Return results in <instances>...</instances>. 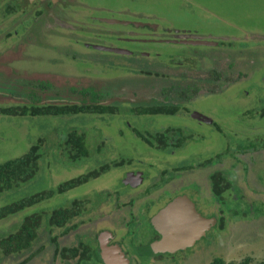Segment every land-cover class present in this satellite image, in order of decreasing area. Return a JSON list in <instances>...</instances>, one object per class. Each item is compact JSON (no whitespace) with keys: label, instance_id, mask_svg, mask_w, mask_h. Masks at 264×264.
Returning a JSON list of instances; mask_svg holds the SVG:
<instances>
[{"label":"rangeland","instance_id":"1","mask_svg":"<svg viewBox=\"0 0 264 264\" xmlns=\"http://www.w3.org/2000/svg\"><path fill=\"white\" fill-rule=\"evenodd\" d=\"M79 1L86 7L77 4L85 7L77 11L78 25L89 32L121 35L112 39L122 41L123 48H117L126 53H101L74 43L61 35L60 28H53L60 25L48 11L28 25L18 14L5 13L4 4L9 6L10 1L0 0V105L29 103L30 95L42 103L79 104L89 99L82 93L87 90L100 104L111 102L112 107L170 105L198 110L220 130L177 115H0V164L22 156L37 143L42 154L30 181L0 193V208L109 167L96 178L1 219L0 238L15 232L25 217L66 207L73 200L82 201L85 211L61 228L46 227L43 217L44 228L30 249L1 258L0 264H18L33 252L37 253L26 264H95L92 252L88 262L81 256L64 261L54 257V251L74 247L81 252V245L94 246L91 242L103 232L111 235L107 243L124 239L136 264L264 262V148H260L264 145V0ZM99 18L117 24L98 23ZM148 23L222 42L215 47L172 46L145 42L141 38L147 37L139 34L135 40L115 34ZM82 38L88 44L100 43ZM69 54L82 60H70ZM187 56L195 61L188 62L186 70L167 66L170 59L179 62ZM166 128L182 130L185 140L180 147L150 148L133 134L137 130L147 137ZM70 131L83 134L88 153L78 166L64 150L63 138ZM120 161V166L114 165ZM206 161L210 162L202 166ZM212 174L228 184H221L220 194L211 188ZM137 175L141 181L132 183ZM180 196L214 223L192 247L151 261L143 235L151 226L148 214L166 199ZM135 220L138 225L133 226ZM74 224L76 228L69 230Z\"/></svg>","mask_w":264,"mask_h":264},{"label":"trees","instance_id":"2","mask_svg":"<svg viewBox=\"0 0 264 264\" xmlns=\"http://www.w3.org/2000/svg\"><path fill=\"white\" fill-rule=\"evenodd\" d=\"M41 88H44L45 85L39 84ZM83 94H88L89 99L87 101H81L79 104H49L42 103L40 99L30 95L29 103H9L5 105H0V115H12L19 117H35V116H64V115H77V114H112L111 107L106 104H100L97 96H94L88 93L87 90L82 92ZM178 109L172 107H165L164 113L166 114H175ZM157 111H141L139 114H154ZM140 137L141 134L138 133ZM163 138V137H162ZM64 139V150L67 152L72 162L77 166L81 163V159H84L87 156V150L83 142V134H77L75 131H70L66 133ZM154 138L147 137V142L150 147L153 146L152 140ZM157 139H160L159 137ZM162 140V139H161ZM164 140V138H163ZM40 143L32 145L29 147L28 151L22 156L17 157L12 160H8L0 164V193L9 192L13 189L27 183L30 181L38 171L39 160L41 158V152L39 150ZM166 145L160 146L157 149H164ZM99 150H96L98 153ZM76 161H80L77 163ZM206 161L204 164L209 163ZM122 162L115 163L114 165L120 166ZM128 164V163H127ZM108 165L99 167L96 171H90L88 173L79 175L75 178L66 180L62 183H59L54 190L42 191L30 196H27L23 199H20L16 203L4 206L0 208V220L19 211L24 210L25 208L32 207L42 200H47L55 194H62L82 183H85L88 179L96 178L99 173L108 170ZM211 188L214 190L215 194H220L221 184L228 185L225 180L219 175L212 174L209 178ZM219 197V195H218ZM83 202L79 200H73L66 207H57L50 210L48 213L43 214L34 213L25 217L19 226L16 228L15 232L10 233L4 237L0 238V259L6 258L10 255H18L21 252L28 251L32 246L33 242L38 236L39 230L43 229L44 226L41 225V220L44 217L46 227L61 228L66 222L74 218H78L85 211L82 209ZM77 224L72 225L69 230L75 229ZM42 227V228H41ZM51 242L56 246L55 239L52 238ZM81 250V257L88 258L89 253L85 245ZM70 253L71 258L76 257L78 250L73 249H64ZM37 253V252H36ZM35 252L30 253L26 258H24L18 264H25L30 258H32ZM79 255V254H78ZM96 257V256H95ZM209 264H225L222 260L214 259ZM235 264H251L248 259H244L241 262ZM257 264H264L260 262Z\"/></svg>","mask_w":264,"mask_h":264},{"label":"flooded vegetation","instance_id":"3","mask_svg":"<svg viewBox=\"0 0 264 264\" xmlns=\"http://www.w3.org/2000/svg\"><path fill=\"white\" fill-rule=\"evenodd\" d=\"M10 5L7 6V3L4 4V12L8 13V14H18L20 17H22L23 19H26L29 21L28 25H30V23H33L35 21H38L39 19H41L44 15L45 12L48 11V14H50L52 21H54V23L56 25H60V27H56L54 25L53 28H60L61 29V35L64 37H68V38H72L74 43H80L82 46L84 45L86 48H93L95 51L97 52H101V53H109V54H116L117 52H111L110 50L115 49L118 51H122V53H125L126 50L124 49H118L117 47L123 48V44L122 41H115L112 39V37H118L121 35H112L110 32H104V31H99L98 33L96 32H89L87 31L85 28H81V26L78 25L77 23V18L80 14H78L79 10H83L86 6L85 4L79 0H9ZM77 4H81L85 7H81L79 8V6H77ZM91 9H96V7H91ZM78 11V12H77ZM69 12H72L73 14L70 16H68ZM77 17V18H76ZM93 19V18H90ZM94 20V19H93ZM43 21V20H41ZM79 21V20H78ZM111 21V20H110ZM97 22V21H94ZM117 24V22L115 21H107L106 19H104L102 21V19H98V23H102V24H108V23H113ZM24 28V27H23ZM57 29V30H58ZM105 29V28H104ZM30 30V29H29ZM182 30H186V29H182ZM56 31V29L54 30ZM118 33H122V38H130L131 40H135L137 37V34L147 37V38H141L144 39V41H152V42H156V43H163V44H169L172 46H187V47H197V46H217L219 44H221L222 41L217 40L215 38V36H212L211 38L215 39V40H204V39H200L198 37H192L191 33L189 31H179V30H170V29H165V28H160L158 29L156 26L152 25L151 23H148L147 25H142V24H137V26L131 28L128 27L126 28H122L119 32H115V34ZM83 36H85V38H93L96 39L98 41H100V43H94V44H88V42H84L82 38ZM61 37V36H60ZM76 37V38H75ZM86 43V44H85ZM190 50V49H187ZM185 51L186 53L188 51ZM191 52V51H190ZM70 55V60H74L75 58L77 59H81L80 55H74L71 57ZM186 61V62H185ZM195 60L190 59V56H187L183 61H179V62H173V60L170 59V61L168 62L167 66L171 69H175L177 67L183 68L186 70V68H188V62H192ZM162 67V66H161ZM145 75H149V73H144ZM85 91V90H84ZM89 93V92H88ZM106 105H109L112 111V114H106V115H115V114H119L120 116H183L185 118L187 117H191V115L193 114H203L200 111L196 110H187L184 109L183 107H176V106H170V105H146V106H130V107H112L111 104L113 103H105ZM165 107H172V108H177L178 111L171 115V114H166L164 113V109ZM157 111L154 114H139V112L141 111ZM197 112V113H196ZM200 117V116H199ZM195 119L196 122H199L198 119H196L195 117L192 118ZM205 124H209L213 129H215L216 131H219V127L214 123V121L210 120L209 118L206 119V122H203ZM176 131L175 135H173L171 132ZM136 132H134V138H139L145 145H148L147 142V137H153L154 139L151 141L153 146L150 148H158L160 146H170L171 148H177L180 147L181 144L184 142L185 138L183 137L182 134V130L180 129H164L163 131H157V132H153L152 134L146 136L141 135L140 137L138 136L137 130H134ZM181 131V132H179ZM141 134V133H140ZM160 139H157V138ZM164 140H163V138ZM162 139V140H161ZM211 176V175H210ZM143 178V177H142ZM210 178V177H209ZM137 182L136 180H133L132 183ZM181 197V196H180ZM185 197V196H184ZM172 198H169L168 200L166 199L163 203H160L157 210H155V212L150 213L151 215L148 214V221H150L151 217L153 215H155L160 209H162L168 202H170ZM154 205V204H152ZM153 207V206H152ZM195 207V205H194ZM196 209V207H195ZM197 212H199L196 209ZM136 224V220L133 223V226H135ZM138 225V224H136ZM200 227H197L196 230H199ZM146 238L147 241L144 244L145 248H146V255H148V258L152 261H159L163 258V256H171L173 254H176L179 251H174L173 253H167V252H152V250L150 249V246L152 243L155 242H159L161 237L160 234L155 231L152 230V228L150 227V225L148 226V228L145 231V234H143ZM111 237H107L106 238V242L104 243V247L109 248L111 246H117L119 249V252L124 256V258L127 260V264H136V259L134 258V256L130 257L128 255V251L126 250L125 246H124V239H120L117 240L116 242H110L107 243V241H109L108 239H110ZM92 243H94V246L92 245ZM92 247H88L87 245H85L87 247L88 250H90L92 252V257L94 258V262L95 264H104L103 262H101L98 258H97V253L99 252L98 247L99 244L97 242V239H94V241L91 242ZM56 247V246H55ZM74 248V247H73ZM73 248H68V249H73ZM66 248H62V249H58L57 247L55 248L54 251V257H60L62 260H68V259H80L81 253L78 251L76 253V257L71 258V255L69 252L67 251H63ZM75 249V248H74ZM185 251V250H183ZM139 253V252H137ZM79 254V255H78ZM104 255L105 258L108 257L110 259V262L108 264H123V262L121 261V259L119 258V256L117 255V253L115 251H104ZM96 256V257H95ZM33 258V257H32ZM32 258H30L27 262H29ZM86 260H89L88 262L92 261L90 259V256L88 258H85ZM108 260V259H107ZM25 262V264L27 263ZM224 262V261H223Z\"/></svg>","mask_w":264,"mask_h":264},{"label":"water","instance_id":"4","mask_svg":"<svg viewBox=\"0 0 264 264\" xmlns=\"http://www.w3.org/2000/svg\"><path fill=\"white\" fill-rule=\"evenodd\" d=\"M112 52L122 53V51L118 50H112ZM191 117H195L201 122H206L207 119L206 117L197 114H193ZM133 179L137 182L141 181L139 175ZM167 217H172V219H174L173 223L166 224L163 219ZM213 223L214 220L212 218L201 217L196 212L192 202L186 197H176L151 217V227L160 234L161 239L159 242L152 243L150 249L152 252L173 253L174 251L192 247L195 241L204 236V232L213 225ZM191 224L193 225L190 226ZM184 225L187 226L184 227ZM197 227H200V229L196 230L195 228ZM107 237H111V235L107 232H103L96 238L99 244L97 258L104 264H108L110 259L108 257L105 258L104 251L111 250L117 253L123 264H127V260L119 252L117 246H111L109 248L104 247Z\"/></svg>","mask_w":264,"mask_h":264},{"label":"bare ground","instance_id":"5","mask_svg":"<svg viewBox=\"0 0 264 264\" xmlns=\"http://www.w3.org/2000/svg\"><path fill=\"white\" fill-rule=\"evenodd\" d=\"M183 204V203H182ZM163 221H165L166 224H169V223H173L174 219H172V217H167V218H164ZM193 224H191L190 226H192ZM187 226V225H186ZM184 225V227H186ZM196 229V228H195Z\"/></svg>","mask_w":264,"mask_h":264},{"label":"crops","instance_id":"6","mask_svg":"<svg viewBox=\"0 0 264 264\" xmlns=\"http://www.w3.org/2000/svg\"><path fill=\"white\" fill-rule=\"evenodd\" d=\"M260 148H264V145H261L260 146ZM193 204V203H192ZM194 206V205H193ZM195 208V207H194ZM196 210V209H195ZM197 212V211H196ZM201 217H203L199 212H197ZM154 216V215H153ZM205 218V217H204ZM151 227V226H150ZM152 228V227H151ZM152 230H154L153 228H152ZM198 241V240H197ZM196 242V241H195ZM190 248V247H189ZM186 249H188V248H185L184 250H186ZM168 253V252H167Z\"/></svg>","mask_w":264,"mask_h":264}]
</instances>
